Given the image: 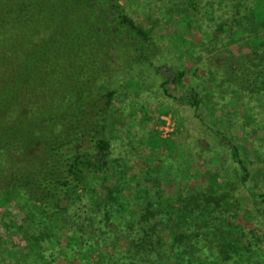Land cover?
<instances>
[{"label": "trees", "instance_id": "16d2710c", "mask_svg": "<svg viewBox=\"0 0 264 264\" xmlns=\"http://www.w3.org/2000/svg\"><path fill=\"white\" fill-rule=\"evenodd\" d=\"M175 5L181 26L201 31L199 1L176 0ZM206 5L207 17L222 13L220 23L214 35L204 34L207 40L193 47L201 43L214 53L227 33L228 47L237 52L214 53L226 85L246 95H264V0H251L247 12L243 1L207 0ZM153 31L129 17L119 0H0L4 260L55 264L45 247L61 246L63 219L89 203L81 212L83 221L94 220L87 215L91 212L126 242L114 249L112 264H264V229L253 233V213L227 183L219 182L217 171L211 169V179L199 172L179 173L171 157L160 158V142L154 159L140 161L138 172L111 158L108 115L116 90L108 87L124 67L134 72L148 66L157 74L166 70L144 56L142 47L153 43ZM166 74L163 90L185 84V70ZM180 100L194 110L203 102L193 87ZM228 146L240 183L246 185L252 174L242 151L231 142ZM253 178L251 201L259 198L258 191L264 200V186ZM168 182L176 185L174 195L163 193ZM9 207L19 211L17 221L9 218ZM95 232L97 238L111 235L110 230ZM5 234L21 239L24 248L9 246ZM67 245L72 251L79 246L74 258L82 264L94 251L82 235Z\"/></svg>", "mask_w": 264, "mask_h": 264}, {"label": "rangeland", "instance_id": "374dc122", "mask_svg": "<svg viewBox=\"0 0 264 264\" xmlns=\"http://www.w3.org/2000/svg\"><path fill=\"white\" fill-rule=\"evenodd\" d=\"M119 1L129 17L139 24L154 28L153 43L142 47L143 55L156 67L171 71L185 70L186 79L183 86L168 84L165 91L161 83L167 75L166 70L157 74L148 66H138L133 69L134 72L127 67L121 69L115 82L108 87L116 90L108 115L111 158L118 159L122 164L123 160L128 162L124 165L138 172L142 167L140 161L154 159L157 142H160V158L165 160L171 157L179 173L194 176L199 172L204 178L211 179V169L217 171L219 182L227 183L239 203L253 213L252 224L256 228L253 233L264 229L263 194L258 191L259 198L256 201L250 198L253 177V180L258 179L260 185L264 186V95H246L226 85V76L217 68L214 53L222 55L230 49L237 52L235 46L228 47L227 42H230L231 37L227 33L223 35L224 39L219 38L220 41H217V51L214 53L201 48V43L193 47L200 39L203 42L207 40L204 34L214 35V25L220 23L219 16L222 13L216 12L214 17H207V0L202 4L198 0V10L203 9L202 17L201 13L198 16L201 31L187 30L181 26L183 18L176 9V0ZM235 1H243L242 10L246 12L251 5V0ZM137 45L133 48L138 49ZM134 54L139 62V54ZM190 87L202 96L203 102L198 110L180 100ZM228 142L240 147L250 169L252 177L246 185L240 183L241 175L238 174V166L232 162ZM163 189L164 194L171 196L175 194L176 185L168 182ZM78 206L80 211H70L62 221L61 246L45 247L46 256L53 257L51 260L55 264H82L79 258H74L78 257L74 252L79 246H75L73 251L67 247L71 239L82 235L83 240L94 246V251L86 252L89 258L84 256L85 261L87 259L85 264H112L110 256L114 249L125 246L126 242L116 238L114 226L107 225L101 217H91V212H87V215L94 220L83 221L84 214L81 212L89 207V203ZM7 210L10 219L17 221L20 218L18 210L12 207ZM3 211L0 209V215ZM248 224L252 226L251 222ZM97 229L101 233L110 230L111 235L97 238ZM4 238L9 246L17 250L19 247L24 248L21 239L10 234H5ZM2 257L0 264H15V260L9 262ZM102 258L104 260L101 262Z\"/></svg>", "mask_w": 264, "mask_h": 264}]
</instances>
